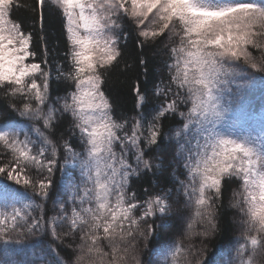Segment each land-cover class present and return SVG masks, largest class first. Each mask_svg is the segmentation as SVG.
I'll return each instance as SVG.
<instances>
[{
	"label": "snow or ice",
	"instance_id": "obj_1",
	"mask_svg": "<svg viewBox=\"0 0 264 264\" xmlns=\"http://www.w3.org/2000/svg\"><path fill=\"white\" fill-rule=\"evenodd\" d=\"M22 6L0 0V264H191L177 237L194 222L206 225L202 242L214 234L236 181L243 239L215 264H253L264 250V116L253 135L244 101L248 71L264 74V0H35L26 7L41 39L47 11L65 45L50 60L45 42L39 61L34 31L14 18ZM129 40L145 77L131 86L132 117L106 90L113 69L128 67ZM161 45L166 82L149 77L144 58ZM57 80L67 87L53 101ZM169 120L177 126L165 132ZM146 177L171 181L132 190ZM32 235L47 243L12 259Z\"/></svg>",
	"mask_w": 264,
	"mask_h": 264
},
{
	"label": "trees",
	"instance_id": "obj_2",
	"mask_svg": "<svg viewBox=\"0 0 264 264\" xmlns=\"http://www.w3.org/2000/svg\"><path fill=\"white\" fill-rule=\"evenodd\" d=\"M21 4L24 5L17 9L14 12V18L22 21L26 27L34 31V48L37 51V60L39 61L43 56V49L45 42L49 48V59L51 60L53 56L59 55L63 56L64 54V40L61 36L62 26L59 18L56 17L55 13L45 12V21H44V36L45 39H41V28L39 23H34L35 14L29 10L26 6H31L35 4V0H21ZM139 53L140 48L135 47L131 40L128 41L127 48L125 50V59L128 62V67H125L124 62L122 61L119 67L114 68L110 77L108 78L107 91L112 96L116 112L118 115H126L132 117L135 115L133 110V96L134 93L131 92V86L136 83L137 79L140 82L145 81L143 75L144 69L138 67L131 56L128 53L133 52ZM163 45L160 47L153 46L152 48L144 51V58L149 61V77L152 80L160 81L164 80L166 82L167 72L164 67V61L167 59L163 55ZM54 64L62 63L60 60L52 61ZM241 66L243 62L241 61ZM53 78L55 80L56 73L53 70ZM250 77H254L253 83L246 90V99L244 101L245 107V119L249 130L252 131L253 135H259L257 132V127L259 126V121L264 115V74L261 73H252L251 70L248 71ZM67 85L62 81H55L52 83L50 88L51 99L54 101L57 96L64 95V89ZM0 102H3V99L0 98ZM153 103H158V101H152ZM259 106L257 115L253 113V110ZM261 108V109H260ZM263 111V112H262ZM169 126L175 128L177 125L174 121L165 122L164 131L167 132ZM77 151H81L79 147L76 148ZM118 150V148H117ZM61 174L59 172L55 175V180L60 181ZM134 182L131 184L132 190L140 193L144 188H149V185L155 186L157 183L163 187L165 183L171 181V177L160 178L159 180L154 177L146 178H133ZM63 188V186H61ZM239 189V181L234 182L230 187L225 189L223 198H222V207L217 214V230L212 234L206 241L202 242V238L195 235V233L202 231L206 225L199 222L193 223V234L191 236L177 237V239L182 240L184 248L188 249L187 258L191 261V264H197V260L205 261L207 264H215V261L220 258V253L228 247L232 249V256H235V248L238 245L235 243L237 239L242 240L241 235L242 228L240 226V213L236 208L231 207V201L233 199V191ZM154 190V188H149V191ZM53 198H56L55 193ZM37 202H39L37 198ZM48 210L51 212L52 202H48ZM33 215H39V210H35ZM62 230V229H61ZM25 245L29 246L25 248L24 252L21 254H13L12 259L21 260L33 258L35 254L39 253L40 248L43 247L47 241L43 235H32L27 236L24 241ZM155 244L153 241L152 244H149V248H152ZM20 246L12 245L10 248L18 249ZM2 252V248H0ZM140 252L142 258H147L144 255L145 249L143 245L140 246ZM60 256L65 257V252H61ZM47 261H52L55 257L46 256L44 257ZM253 264H264V250H257L253 255Z\"/></svg>",
	"mask_w": 264,
	"mask_h": 264
},
{
	"label": "rangeland",
	"instance_id": "obj_3",
	"mask_svg": "<svg viewBox=\"0 0 264 264\" xmlns=\"http://www.w3.org/2000/svg\"><path fill=\"white\" fill-rule=\"evenodd\" d=\"M76 172H78V174H79V170H78V169L75 170V173H76ZM161 259H162V258H161Z\"/></svg>",
	"mask_w": 264,
	"mask_h": 264
}]
</instances>
